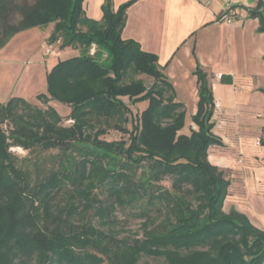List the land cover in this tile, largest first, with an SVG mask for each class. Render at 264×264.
Here are the masks:
<instances>
[{
  "label": "trees",
  "instance_id": "obj_1",
  "mask_svg": "<svg viewBox=\"0 0 264 264\" xmlns=\"http://www.w3.org/2000/svg\"><path fill=\"white\" fill-rule=\"evenodd\" d=\"M84 1L0 0V47L22 30L55 23L49 43L80 49L48 72L42 104L0 101V264H140L144 256L164 264H264V229L224 209L231 181L210 160V149L224 143L214 131L207 72L194 71L197 128L182 133L186 105L158 56L122 37L134 0L117 8L105 0L99 20ZM248 11L264 33V0ZM124 98L149 101L132 130ZM50 100L71 113L61 115ZM113 128L127 140L100 139ZM35 146L59 153L24 168L11 148ZM118 208L143 220L141 236L117 229Z\"/></svg>",
  "mask_w": 264,
  "mask_h": 264
},
{
  "label": "crops",
  "instance_id": "obj_2",
  "mask_svg": "<svg viewBox=\"0 0 264 264\" xmlns=\"http://www.w3.org/2000/svg\"><path fill=\"white\" fill-rule=\"evenodd\" d=\"M104 1L85 0L86 14L101 19ZM128 1L131 0H113V4L117 8ZM257 2L211 0L204 4L197 0H134L127 10L122 31L123 38L138 41L145 51L158 56L163 72L174 85L177 99L185 103L186 112L187 107L190 108L192 115L197 111L199 100L194 71L200 66L207 72L217 107L213 117L215 125L218 118H224L223 122H218L219 130L215 132L225 144L230 136L221 125L236 122L225 110L224 103L230 102L236 109L243 105L249 107L251 94L264 101V33L258 30V19L251 18L248 11ZM228 5L232 6L230 23L221 18ZM52 31L53 27L46 31L31 27L14 34L0 47L1 102L16 96L42 104L37 96L47 93V74L60 61L55 59L53 65L49 64L48 53L43 49L50 44L48 39ZM224 90L229 91V95L224 96ZM49 104L53 106L52 100ZM253 116L263 114L259 112ZM262 126L263 123L237 127L258 129L259 146ZM219 147L212 148L210 159L224 158ZM236 148L244 155L242 143Z\"/></svg>",
  "mask_w": 264,
  "mask_h": 264
},
{
  "label": "rangeland",
  "instance_id": "obj_3",
  "mask_svg": "<svg viewBox=\"0 0 264 264\" xmlns=\"http://www.w3.org/2000/svg\"><path fill=\"white\" fill-rule=\"evenodd\" d=\"M35 27H40L43 31L53 27L54 30L55 23ZM57 46L60 47L59 42L47 44L43 48L48 53V63L51 65H53L55 59L65 60L80 55L79 48H58ZM222 94L224 96L225 94L229 95V91L224 90ZM251 95H253V97L249 101V107H244L243 105V107L236 109L235 106L230 105V102L224 103L226 107L225 110L228 111L229 115L233 116L236 124L229 121V123H223L221 125V128L229 134L230 139L226 138L228 142H226V144L224 143L222 147H212L213 149L214 147H219L224 154V158L218 159L213 157L210 160L223 169L226 176L229 177L231 181L229 195L224 201L225 211L235 209L243 212L251 219L254 225L264 229V145H257L256 138L260 135L258 129L250 130L237 127L239 124H264V101L257 99L255 94ZM124 99L129 103L131 109V113L129 114L130 122L126 126L132 130L134 126L139 123L140 116L142 112L147 109L149 101L144 100L137 103H130L128 98ZM52 103L56 110L63 116H68L72 111V107L69 104L57 100H52ZM259 112H261L263 116H253ZM216 121L217 124L214 126V131L219 130L218 122H223L224 118L220 117ZM65 122L67 125L72 123L70 120H66ZM2 128L8 130V124H3ZM192 128L197 127L192 122V113L190 108L187 107L185 127L181 132L190 133ZM127 138V134L115 128L108 130L105 134L100 136V139L108 142L127 140ZM241 143L244 145V155H241L240 151L236 148L240 146ZM212 148L210 149L211 153H213ZM11 151L18 156L19 163L24 168L30 169H33L42 159L59 153L58 148L45 149L41 146H35L30 150L12 147ZM164 184L169 187L170 181L165 180ZM256 185L257 187L255 189ZM116 216L118 217V223L115 226L117 229H121L120 231L122 234L142 235V219L128 215L127 212L121 208L117 209ZM140 264H164V261L162 258L144 256Z\"/></svg>",
  "mask_w": 264,
  "mask_h": 264
},
{
  "label": "built area",
  "instance_id": "obj_4",
  "mask_svg": "<svg viewBox=\"0 0 264 264\" xmlns=\"http://www.w3.org/2000/svg\"><path fill=\"white\" fill-rule=\"evenodd\" d=\"M199 2H202L204 4H209L211 2V0H197ZM232 11V6L228 5L227 7V11L221 16L222 19L226 20L227 22H232L233 20V17L230 14V12ZM95 52V47L93 46L91 48V53H94ZM222 75H220L221 77Z\"/></svg>",
  "mask_w": 264,
  "mask_h": 264
}]
</instances>
